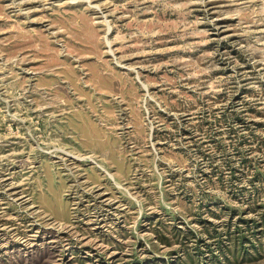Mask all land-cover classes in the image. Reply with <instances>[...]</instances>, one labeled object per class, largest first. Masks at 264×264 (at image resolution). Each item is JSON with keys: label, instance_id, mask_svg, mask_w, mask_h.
<instances>
[{"label": "rangeland", "instance_id": "1", "mask_svg": "<svg viewBox=\"0 0 264 264\" xmlns=\"http://www.w3.org/2000/svg\"><path fill=\"white\" fill-rule=\"evenodd\" d=\"M0 264H264V0H0Z\"/></svg>", "mask_w": 264, "mask_h": 264}]
</instances>
